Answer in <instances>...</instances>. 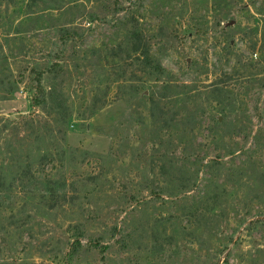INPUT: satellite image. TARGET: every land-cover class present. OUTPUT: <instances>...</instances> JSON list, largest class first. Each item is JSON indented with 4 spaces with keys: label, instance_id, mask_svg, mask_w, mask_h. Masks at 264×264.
I'll use <instances>...</instances> for the list:
<instances>
[{
    "label": "rangeland",
    "instance_id": "obj_1",
    "mask_svg": "<svg viewBox=\"0 0 264 264\" xmlns=\"http://www.w3.org/2000/svg\"><path fill=\"white\" fill-rule=\"evenodd\" d=\"M0 264H264V0H0Z\"/></svg>",
    "mask_w": 264,
    "mask_h": 264
},
{
    "label": "trees",
    "instance_id": "obj_2",
    "mask_svg": "<svg viewBox=\"0 0 264 264\" xmlns=\"http://www.w3.org/2000/svg\"><path fill=\"white\" fill-rule=\"evenodd\" d=\"M59 67L58 64H55L51 70H48L51 73H54L55 75L58 73L57 68ZM155 70L157 72L164 74L166 73V70L160 66H156ZM34 74L33 77V83H34V89H35V97L33 98V104L35 106H41L46 102V90L44 88V85L42 83V78L44 73L42 71H32ZM25 118V117H24ZM20 170V169H19Z\"/></svg>",
    "mask_w": 264,
    "mask_h": 264
}]
</instances>
